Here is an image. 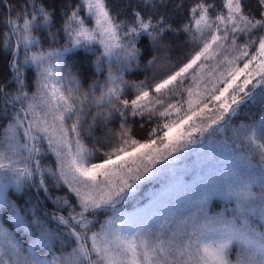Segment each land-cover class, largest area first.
Segmentation results:
<instances>
[{
	"label": "snow or ice",
	"instance_id": "obj_1",
	"mask_svg": "<svg viewBox=\"0 0 264 264\" xmlns=\"http://www.w3.org/2000/svg\"><path fill=\"white\" fill-rule=\"evenodd\" d=\"M141 2L146 8H155L163 0ZM260 3L264 5V0ZM31 7L30 13L24 12L22 23L19 16L9 18L11 31L6 34V46L15 36L26 50L42 47L33 33L50 29L52 15L34 2ZM212 7L205 0L195 4L182 29L194 40L212 29L210 39H204L203 46L187 62L152 85L145 81L129 84L123 74L134 62L138 64L141 50L137 40L143 35L156 53L148 60L146 70L168 64L171 49L166 33L172 30L171 25L165 24L162 16L153 23L151 15L145 17L140 12H135L130 21H117L105 0H81L65 21V47L26 56L25 63L37 69L38 77V92L31 97L23 91L18 62L13 61L17 89L9 103L19 102L21 107L0 136V205L11 203L3 191L13 185L19 189L31 181L49 191L46 172L57 185L63 182L68 186L76 203L57 197V204L63 201L61 207L70 210L68 216H53L56 231L36 217L26 219L12 206L18 226L33 232L38 227L39 235L34 236L30 250L24 251L6 231L0 230V237L6 241L4 251H0V264H264V223L256 219L264 222V119L236 128L231 122L241 106L247 107L257 96L264 97V35L259 37L254 52L249 51L252 45L248 43L237 49L238 34L249 37L253 30L264 28V19L246 15L244 0H224L227 16L220 14L215 19L209 15ZM82 9H86L85 17L79 14ZM88 19L94 21L93 26L88 25ZM49 37L55 42L57 33L49 31ZM229 39L231 50L237 54L224 56L220 62L226 65L223 70L220 65L207 70L208 65L199 63L202 58L215 59ZM94 43L103 47L101 56L109 58V74L105 85L94 83L81 93L79 80L71 69L65 71L64 56ZM100 63L102 67L104 61ZM189 80L192 86L185 88ZM129 88L134 90V98H122ZM169 92L181 99L186 93L187 108L175 103L164 107L162 97ZM157 106L162 110L158 111ZM92 107L97 111L86 130L98 123L99 130L107 131L95 138L97 146L90 149L83 143L81 131ZM157 111L163 122L151 130L150 138L144 142L134 139L126 127L128 115L143 118L147 113L151 119ZM117 114L122 118L120 130L113 134L108 125ZM68 121H72L70 126ZM229 132L230 137L226 135ZM221 134L225 135L223 140ZM45 142L47 150L43 148ZM104 145L109 150L97 159ZM206 145L231 158L233 166L219 173L191 206L165 214L158 224L131 228L129 216L118 205L133 196L137 182L154 178L184 154ZM46 151L57 157L54 170L42 167L41 156ZM210 196L235 201V207L210 214ZM109 210L112 215L98 231H92L96 216ZM60 225L75 238L76 246L53 261L37 257L31 249L58 239L62 235Z\"/></svg>",
	"mask_w": 264,
	"mask_h": 264
},
{
	"label": "trees",
	"instance_id": "obj_2",
	"mask_svg": "<svg viewBox=\"0 0 264 264\" xmlns=\"http://www.w3.org/2000/svg\"><path fill=\"white\" fill-rule=\"evenodd\" d=\"M35 3L36 7L43 6L52 15L51 28H43L33 33L35 37L40 40V44L44 49H56L65 46V21L71 16L77 5L81 3V0H0V136L4 134V128L10 123L13 115L19 111L20 105L16 102L9 103L12 96L15 95V85L17 83L16 74L13 69L12 62L14 57L19 51V43L17 38L12 36L9 39L6 46L4 41L8 39L7 33L11 31L8 25L9 18L15 20L18 16L20 22L23 21L24 12L32 11V4ZM106 5L109 7L110 12L116 17L117 21L125 20L130 21L133 18L135 12H140L145 17L151 15L153 17V23L160 17H164V23L171 25V31L166 33V43L170 45V52L168 53L169 62L164 67L149 68L146 70V65L149 59L153 55H156L152 51L151 42L146 35L140 36L137 40V47L141 50V56L136 62L124 72V79L129 84L138 83L139 81H145L146 85H152L158 79L163 78L168 72L175 70L183 62L199 51V48L203 46V40L211 37V29L205 32L204 37L194 40L186 32L182 31L183 27L189 22L191 18V8L201 2V0H163V3H159L157 7L151 6L145 7L141 0H105ZM206 3L213 5L210 9L209 15L215 19L217 15L226 14V8H224V0H205ZM244 12L246 15L254 16L256 19H264L261 13H264V5L260 3V0H244ZM79 14H84V9L80 10ZM49 31L57 33L56 41L53 42L49 37ZM238 44L243 45L248 43L252 45L249 51H254L257 45V40L261 35H264V28L260 30H253L249 37H245L242 34H238ZM230 40V39H229ZM255 41V44H253ZM227 41L225 48L220 49V54L217 57L224 58L227 50ZM17 44V46H15ZM16 51L14 53V50ZM15 55H14V54ZM215 60V59H214ZM213 59L202 60L199 63H206L209 67V62ZM64 68L65 71L71 69L72 74L79 80L80 91L84 93L89 90V87L94 83L99 85H105L106 78L109 73L107 71L110 68H100L99 61L94 51H90L86 48H77L76 50L65 54L64 56ZM116 66H112L113 72H115ZM147 77V79H146ZM24 84L27 92H34L36 88V77L33 68L29 67L24 74ZM191 81H186L184 87H189ZM67 87V85H65ZM181 89L178 87L177 92ZM96 94L99 95V89ZM152 95H156L153 93ZM122 98L133 99L134 90L129 88ZM164 107L168 103H175L178 106L183 105L185 109L187 104L184 103V99H187V94L184 93L183 99L179 95H173L171 92L167 93L164 97ZM122 107V106H121ZM158 111L162 110L161 106H157ZM97 111L95 107H92L88 112L87 118L84 121V128L81 131V138L83 143L90 149L97 146L96 137L104 135V131L99 130V124L93 126L92 129H87V124L91 122L92 115ZM130 112V109L128 110ZM158 111L152 115L149 119V115L145 113L144 117L131 116L127 117L126 127L130 129L131 135L134 139L141 142L149 139V133L157 124L163 122V118L159 117ZM182 114V113H181ZM264 114V97L257 96L256 100L249 103L247 107L241 106L238 113L232 117V127L236 128L242 124H251L259 120ZM175 119V115L172 117ZM121 117L117 114L112 122L108 125V128L112 130L113 134L120 130ZM70 126L72 121L67 122ZM91 131L92 135H89ZM109 150L108 145L103 146V151L97 154V159L103 158V152ZM46 160L45 169L54 170V159L50 154H46L44 157ZM34 166V165H33ZM47 178V188L49 191L45 192L43 188H38L32 184L31 181L27 182L21 191H9L8 199L11 202L10 209L7 211L6 207L1 209V225L6 227L9 235L16 237L15 242L18 243L22 250L29 251L30 245L34 240V236L39 235V229L36 231L25 230L18 226L13 216L12 206H14L19 215L24 216L26 219L32 217L38 218L44 222L53 231L57 230V222L53 219V216H68V207H61L63 201L57 204V197L69 198L72 204H75V197L69 192V190L60 183L56 184V181L45 173ZM40 177H36V184H39ZM212 207V205H210ZM107 213L98 214L95 218V227L92 231H96L100 228V224ZM11 218V219H10ZM62 235L49 243L43 244L36 249H31L37 257L45 259L47 261H53L55 258L61 256L62 253H70L72 248L76 246L74 237H70L68 231L60 225ZM90 247V244L88 243Z\"/></svg>",
	"mask_w": 264,
	"mask_h": 264
},
{
	"label": "rangeland",
	"instance_id": "obj_3",
	"mask_svg": "<svg viewBox=\"0 0 264 264\" xmlns=\"http://www.w3.org/2000/svg\"><path fill=\"white\" fill-rule=\"evenodd\" d=\"M225 13L226 14H224V16H227V10ZM80 16L81 17L86 16V9H84V14L83 15L80 14ZM87 23L90 27L94 25V21L91 19H88ZM213 27H215V25ZM221 29H223V25H221ZM219 34L223 35V31H221ZM229 41L230 42L227 44V50L225 55L231 58L237 53L236 51L231 50V39ZM258 43H259V39L257 40V45ZM61 48H56V49H61ZM238 48L239 47H237V49ZM86 49L95 52L96 57L99 61L100 68H105V66L107 68H110L109 58L101 56V53L104 51V49L99 43H94V46H90ZM51 50L54 49H44L42 47H38V48H29L26 50L24 48V45L22 43H19V51L14 57L13 61L15 60L18 62L21 78L23 79V81L25 80L24 74L29 67L33 68L36 77V88L34 92H27L24 84L23 91L26 92L29 97H31L33 93L38 92V77H37V69L33 65H31V63H25L26 56L30 57L34 52H39V51L47 52ZM101 60L104 61L102 67L100 63ZM222 60L223 58L216 57L215 60L213 59V61L209 62V67L207 70H211L212 67L215 65H220V70H223V68L226 65L220 64ZM111 63L112 66H116L114 57L112 58ZM240 66H242V62ZM14 71L17 77L16 70L14 69ZM107 73H109V71H107ZM15 89H17V83L15 85ZM15 95H16V91H15ZM16 103H18L21 107V104L19 102ZM262 119H264V114L257 121H260ZM226 135L230 137L231 132L227 133ZM224 138L225 135L221 134L220 139L223 140ZM43 148L47 150L48 146L46 142L43 144ZM46 154H50L52 156V158L54 159V167H55L54 169H56L57 157L51 151H46ZM46 154L41 156V162L43 168H46L45 166L46 160L44 158ZM233 164L234 161L231 158L223 155L219 150L214 151L211 147L206 145L204 148H200L197 151L188 152L184 154L174 166L170 167L166 171L161 172L159 175H156L154 178L150 180H145L142 183L137 182L138 187L136 188V191L133 194V196L122 201L118 205V208H120L124 213H126L129 216L131 228H135L137 224H144V225L158 224L159 221L163 220L165 214H168L170 212H178L184 209L185 207L191 206L196 200L200 198V195L205 191L206 186L209 185L219 173H222L225 169H230L233 166ZM60 183H62L68 189V186L66 184H64L63 182ZM25 184L19 189H17L14 185L4 189L3 195L6 198V200L10 202L8 199V192L10 190L14 192L21 191L22 188L25 186ZM70 193L73 194V196L75 197L74 199L76 203L75 194L72 192ZM11 205H12L11 203L0 205V211L1 209H3V207H6L8 211ZM210 205H212V207H210ZM207 206L210 214H215L217 212L223 211L224 209L235 207V201L229 203L227 199L221 196H210ZM79 210L80 209L77 206L76 211ZM105 213L107 214L103 218L102 223L105 222L108 216L112 215L111 210ZM11 218H14V216H12ZM1 219L2 217L0 213V223H1ZM256 219H257V223H264L259 220V217H257ZM0 230L7 232L6 227L2 226L1 224H0ZM10 237L13 241L16 240L15 236L13 238V235H10ZM88 243L90 244L91 247V242L89 241ZM5 247H6V241L2 237H0V251H4ZM7 258H8L7 254H5V259ZM93 259H95V256H93ZM232 259H235L234 255L232 256Z\"/></svg>",
	"mask_w": 264,
	"mask_h": 264
},
{
	"label": "water",
	"instance_id": "obj_4",
	"mask_svg": "<svg viewBox=\"0 0 264 264\" xmlns=\"http://www.w3.org/2000/svg\"><path fill=\"white\" fill-rule=\"evenodd\" d=\"M13 37H14V40L16 41L15 36H13ZM15 46H17V44H15ZM15 51H16V48H15V50H14V53H15ZM14 53H13V54H14Z\"/></svg>",
	"mask_w": 264,
	"mask_h": 264
}]
</instances>
